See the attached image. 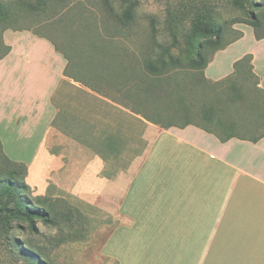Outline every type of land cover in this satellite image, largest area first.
<instances>
[{
  "label": "crops",
  "instance_id": "obj_1",
  "mask_svg": "<svg viewBox=\"0 0 264 264\" xmlns=\"http://www.w3.org/2000/svg\"><path fill=\"white\" fill-rule=\"evenodd\" d=\"M246 27L214 53L205 80L231 77L251 55L264 90V39ZM2 38L0 146L26 165L32 195L112 206L128 223L113 235L128 238L120 264H264V136L221 142L202 125L162 128L138 113V77L150 92L131 38L99 37L96 64L78 68L84 80L52 39Z\"/></svg>",
  "mask_w": 264,
  "mask_h": 264
},
{
  "label": "rangeland",
  "instance_id": "obj_2",
  "mask_svg": "<svg viewBox=\"0 0 264 264\" xmlns=\"http://www.w3.org/2000/svg\"><path fill=\"white\" fill-rule=\"evenodd\" d=\"M200 6L201 0H140L134 21L125 27L119 0H71L69 6L56 15H22L12 27L52 39L68 57L71 75L84 80L80 71L77 73L78 68L96 64L98 54L93 48L97 41L101 42L99 37L131 38L130 47L137 54L141 70L144 58L152 54L159 56L165 48H169L175 58H181L190 19ZM244 26L247 25L235 24L226 29L223 46L237 37L236 32L243 35L240 28ZM249 40L248 35L247 44ZM152 41L156 42L153 46ZM159 78L161 83L154 89L151 88L153 78L150 81L147 76L150 93L144 99V79L138 77V113L153 119L158 117L162 124L181 125L189 120L221 132L219 126L204 120V113L210 112L216 121L225 124L236 121L235 133L241 137L253 138L258 134L255 126L244 125L249 119L245 114L249 108L263 112L264 97L253 92V80L244 74L214 83L205 80L198 69L176 65ZM167 89L171 90L169 95ZM238 93L245 96L244 106L230 102ZM3 167L6 166L0 156V170ZM1 178L5 179V176ZM29 195L34 198L31 190ZM51 200L54 201L51 211L57 226L36 221L37 232H34L27 222L13 221L9 231L0 228V264H35L29 258L33 253L39 255V264H120L116 259L123 256L124 245L129 246L128 238L126 233L119 237L113 235L124 231L128 223L116 220L112 206L98 207L96 203H88L90 199L82 200L67 194L51 197ZM5 202L6 199L0 201V208ZM7 237H15L22 246L20 252Z\"/></svg>",
  "mask_w": 264,
  "mask_h": 264
},
{
  "label": "trees",
  "instance_id": "obj_3",
  "mask_svg": "<svg viewBox=\"0 0 264 264\" xmlns=\"http://www.w3.org/2000/svg\"><path fill=\"white\" fill-rule=\"evenodd\" d=\"M70 1L0 0V58L5 56L9 51V47L3 43V32L6 30H17L12 25L18 17L22 15L31 17L40 15L53 16L59 11H64L69 6ZM139 3L140 0H119L124 26L134 21ZM197 8L198 10H196L190 19V28L185 35V46L181 58H175L170 49L165 48L161 50L159 56L154 57L152 54L143 61V70L146 71L148 79L149 76H151V80L153 78L151 88H157V84L161 83V78L159 77H162L171 67L176 65L198 69L203 75V70L210 62L214 53L224 49V47L242 36L241 33L236 32L238 34L237 37L223 46L222 40L225 30L232 28L235 24L249 26L252 29L255 40L264 39V0H201V6ZM151 37L154 38V35H151ZM151 43L153 46L156 42L152 41ZM251 60V55H245L236 61L233 65L234 72L231 77L244 74L251 78L253 80V92L260 97H264V90L257 87L258 78L252 72ZM166 91L167 95L171 93L170 89ZM244 99L245 96H241L238 93L236 94V99L230 102L234 105L239 103L241 106H244ZM245 116H248L249 119L246 120L244 125L258 128V134L255 137L246 139L256 142L264 136V111L261 112L258 109L249 108L248 114H245ZM203 117L207 123H214L221 128V132H216L210 130L207 126H202L205 132L214 134L221 142H225L231 138L245 139V137H241L235 133L238 127L236 121H229L226 124L220 120L216 121L210 112H205ZM147 118L149 117L147 116ZM149 119L153 124L159 125L162 128L175 126L173 122L162 124L158 117ZM189 124H192V122L187 120L177 127L183 128ZM196 126L199 127L198 124ZM0 156L4 159L6 166L0 170V201L6 199V202L0 208V228L3 231H9L12 228L13 221L27 222L34 232H37V228L35 227L36 221L47 226H57L56 219L51 211L52 202L54 201L48 196H33L34 198H32L29 195L30 187L25 182L27 174L26 165L10 161L3 154L1 146ZM3 176H5V179L1 178ZM7 239L20 252L22 246H20L15 237H7ZM29 255V258L33 259L35 264H39V255H35L34 253Z\"/></svg>",
  "mask_w": 264,
  "mask_h": 264
}]
</instances>
